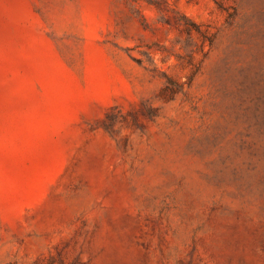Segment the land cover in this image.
Segmentation results:
<instances>
[{"label":"rangeland","instance_id":"374dc122","mask_svg":"<svg viewBox=\"0 0 264 264\" xmlns=\"http://www.w3.org/2000/svg\"><path fill=\"white\" fill-rule=\"evenodd\" d=\"M253 66L264 0H0V264H264Z\"/></svg>","mask_w":264,"mask_h":264},{"label":"trees","instance_id":"16d2710c","mask_svg":"<svg viewBox=\"0 0 264 264\" xmlns=\"http://www.w3.org/2000/svg\"><path fill=\"white\" fill-rule=\"evenodd\" d=\"M230 95L233 98L235 120L247 121L245 124L247 128L254 126L260 131L261 124L264 122V75L262 68L254 66L241 68ZM250 111L254 117L253 122H250V118H248ZM240 135L243 138L249 136V133L241 132ZM242 142L244 143L245 140ZM252 145L253 142L248 143V146Z\"/></svg>","mask_w":264,"mask_h":264}]
</instances>
